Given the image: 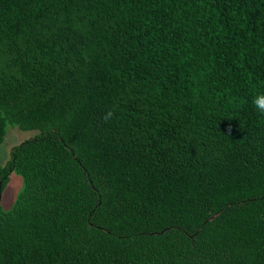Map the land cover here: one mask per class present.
Instances as JSON below:
<instances>
[{
    "label": "trees",
    "instance_id": "1",
    "mask_svg": "<svg viewBox=\"0 0 264 264\" xmlns=\"http://www.w3.org/2000/svg\"><path fill=\"white\" fill-rule=\"evenodd\" d=\"M259 95L264 0H0V264H264Z\"/></svg>",
    "mask_w": 264,
    "mask_h": 264
},
{
    "label": "rangeland",
    "instance_id": "2",
    "mask_svg": "<svg viewBox=\"0 0 264 264\" xmlns=\"http://www.w3.org/2000/svg\"><path fill=\"white\" fill-rule=\"evenodd\" d=\"M37 133L38 131H22L17 127L9 126L6 135V140L4 144L0 147V165H4L8 161V159L10 158V151L14 146L19 145L23 141L30 139L31 137L37 135ZM22 186V178L17 174H13L9 185L7 186L3 194L4 199L2 207L5 210L11 208L16 196L22 190Z\"/></svg>",
    "mask_w": 264,
    "mask_h": 264
},
{
    "label": "clouds",
    "instance_id": "3",
    "mask_svg": "<svg viewBox=\"0 0 264 264\" xmlns=\"http://www.w3.org/2000/svg\"><path fill=\"white\" fill-rule=\"evenodd\" d=\"M254 103H255L256 108L261 113H264V95L257 96L256 99H255V101H254ZM111 115H112L111 112L107 113V117H111Z\"/></svg>",
    "mask_w": 264,
    "mask_h": 264
},
{
    "label": "crops",
    "instance_id": "4",
    "mask_svg": "<svg viewBox=\"0 0 264 264\" xmlns=\"http://www.w3.org/2000/svg\"><path fill=\"white\" fill-rule=\"evenodd\" d=\"M13 176V175H12ZM3 199H4V197H3ZM3 199H2V204H3ZM12 207V206H11Z\"/></svg>",
    "mask_w": 264,
    "mask_h": 264
}]
</instances>
